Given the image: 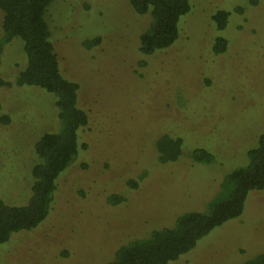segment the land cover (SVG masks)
<instances>
[{"label": "rangeland", "instance_id": "rangeland-1", "mask_svg": "<svg viewBox=\"0 0 264 264\" xmlns=\"http://www.w3.org/2000/svg\"><path fill=\"white\" fill-rule=\"evenodd\" d=\"M175 42L151 55L139 51L150 16L128 0H52L45 12L59 70L78 85L88 126L57 179L50 213L38 229L14 235L0 264H102L123 245L172 227L187 212H207L224 177L248 163L264 134V2L188 0ZM229 13L218 30L212 16ZM0 18V37H2ZM99 37L90 47L85 42ZM226 49L214 53L216 38ZM26 64L22 41L3 50L0 91V198L30 195L34 144L57 129L54 97L15 85ZM181 140L172 162L158 160L164 136ZM85 145V147H82ZM82 147V148H81ZM195 149L212 154L194 161ZM139 180L135 188L127 181ZM111 195L124 201L111 205ZM67 252V257L63 255ZM264 253V189L250 191L240 216L199 239L167 264H243Z\"/></svg>", "mask_w": 264, "mask_h": 264}, {"label": "trees", "instance_id": "trees-1", "mask_svg": "<svg viewBox=\"0 0 264 264\" xmlns=\"http://www.w3.org/2000/svg\"><path fill=\"white\" fill-rule=\"evenodd\" d=\"M259 1L249 0L255 6ZM52 0H0L2 37H0V63L4 47L12 40L22 41L26 64L18 73L15 85L37 87L54 97L58 126L55 131L42 134L34 144L36 163L30 170V195L21 204H8L0 198V248L14 235L38 229L50 213L57 189V179L68 168L78 151V132L87 127V112L77 106L78 85L65 79L50 40L45 12ZM138 15L149 14V25L139 36V51L151 55L170 47L178 36V20L189 9L188 0H128ZM229 13L217 11L212 19L218 30L227 25ZM100 42L99 37L86 41L90 47ZM227 40H215L214 53L226 49ZM11 84L0 73V91ZM1 107V103H0ZM6 117L0 122L6 123ZM82 147H85L83 145ZM81 147V148H82ZM158 160L175 161L181 154V140L168 135L156 143ZM194 161L209 163L212 154L195 149ZM248 163L228 173L220 184L218 194L208 203L207 212H187L175 219L172 227L152 231L144 238L118 248L113 259L102 264H167L189 252L196 242L225 222L241 215L250 191L264 189V134L257 146L247 153ZM139 180L127 181L135 188ZM125 199L111 195L107 203L114 205ZM67 252L63 255L67 257ZM243 264H264V253Z\"/></svg>", "mask_w": 264, "mask_h": 264}]
</instances>
